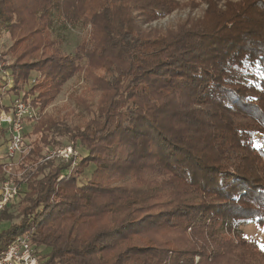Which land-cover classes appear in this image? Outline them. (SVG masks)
<instances>
[{"label": "trees", "instance_id": "obj_1", "mask_svg": "<svg viewBox=\"0 0 264 264\" xmlns=\"http://www.w3.org/2000/svg\"><path fill=\"white\" fill-rule=\"evenodd\" d=\"M55 28L82 30L72 53ZM2 34L0 112L38 117L0 254L28 235L40 264H264L237 230L264 228V0H0ZM75 76L87 120L44 115ZM56 137L74 167L42 156Z\"/></svg>", "mask_w": 264, "mask_h": 264}, {"label": "rangeland", "instance_id": "obj_2", "mask_svg": "<svg viewBox=\"0 0 264 264\" xmlns=\"http://www.w3.org/2000/svg\"><path fill=\"white\" fill-rule=\"evenodd\" d=\"M233 1H238V0H233ZM187 13H188L187 11H176L166 17H163L157 21L150 23L149 26L148 25L144 26V28L151 27L154 29H165L166 27L172 26L173 24H175V22L178 19L185 17ZM199 13H201V11L196 10L192 13V15H198ZM53 32L55 36H58L62 40V49L66 53H72L74 51L83 33L80 28L68 29L64 31H61L60 29L55 28ZM9 44H10V41L8 37L4 34L0 35V50H4L5 48L8 47ZM87 90H88V87L81 76L73 77L63 86L60 94L56 97L54 102L51 105H49V107L45 110L44 115L49 116V117L51 116L53 118H62L66 116L69 123H71L72 125H77V124H81L85 122L87 120V116L84 112H82L80 108L75 106L74 99H76L77 96L81 95ZM9 97L11 99L16 98V97H11L10 95H5L4 101L7 102ZM16 100H20V99H16ZM16 100H13V102L10 103L9 111L0 112V117L2 115H6L10 117L12 116L13 114L12 105L14 101ZM96 101H97V95H94V97L92 98V101L90 100L89 102L91 105H95ZM22 102L26 103L24 101ZM27 104L29 105L28 107L30 108L29 110L31 112V116L30 117L26 116L20 120L21 122L20 124L22 127V130H21L22 145H23L24 151L16 155L12 160H9L6 157V146L11 137L12 130L9 127V133H8V127H7V124L5 123H3V125H1L0 127V135L3 133V136H0V162L7 164V169H9V171L6 173L5 176L9 175V179L21 185L22 190L24 189L22 183H24L26 171L18 169L19 156L22 154L25 155L28 152V149L30 150V142L34 140L35 137L25 136V135L27 133H30L32 126L38 117V112L35 109H33L29 103ZM56 140L60 142V146H63V148L71 147V146H65V144H67L65 138L56 137ZM63 148H58V149L60 150ZM58 149L54 148L53 150H58ZM263 149H264V144H263ZM53 150L52 148L44 149V151L42 152V156L45 157V159H48L46 157L48 152H52ZM74 151L76 153V161H77L78 151L77 150H74ZM51 159L55 160L56 162L60 161V162L68 163L71 165L70 162H65L63 161V159H60L57 157H52ZM74 166L71 165V167H74ZM159 183L161 186L165 187V186H168L170 183H175V179L169 176L164 179H160ZM20 195H22V191ZM20 198L21 196L19 197L18 200L12 202L9 205L11 207L15 205L12 209L11 207L9 208V212H12V213L15 212L16 206L19 203ZM12 222H18V220L14 219ZM10 224H11L10 222H1L0 231L7 229ZM237 230L246 240L255 242L260 247L264 246V228L259 226L258 224L256 223L241 224L238 226Z\"/></svg>", "mask_w": 264, "mask_h": 264}, {"label": "built area", "instance_id": "obj_3", "mask_svg": "<svg viewBox=\"0 0 264 264\" xmlns=\"http://www.w3.org/2000/svg\"><path fill=\"white\" fill-rule=\"evenodd\" d=\"M2 66L3 63H0V68ZM3 75L5 78H8L7 72ZM28 106L27 103L16 100L12 105V116L2 115L0 117V127L5 123L8 127V133L9 127L12 130L11 137L6 146V157L9 160L24 151L20 120L26 116H31ZM46 157L48 159L52 157L63 159L65 162H70L72 166L76 164V153L71 147L53 150ZM21 187V185L10 180L9 175L7 179L0 182V214L4 208L19 199L22 191ZM0 264H40L37 254L31 245L30 237L28 235L17 237L7 250L0 254Z\"/></svg>", "mask_w": 264, "mask_h": 264}, {"label": "snow or ice", "instance_id": "obj_4", "mask_svg": "<svg viewBox=\"0 0 264 264\" xmlns=\"http://www.w3.org/2000/svg\"><path fill=\"white\" fill-rule=\"evenodd\" d=\"M261 250L264 251V246H261Z\"/></svg>", "mask_w": 264, "mask_h": 264}]
</instances>
